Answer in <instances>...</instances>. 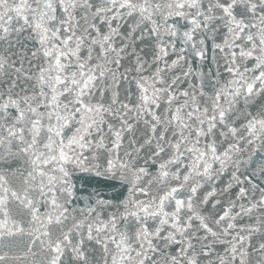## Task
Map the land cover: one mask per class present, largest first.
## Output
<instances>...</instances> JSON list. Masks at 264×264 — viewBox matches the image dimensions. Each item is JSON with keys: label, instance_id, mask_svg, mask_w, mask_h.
<instances>
[{"label": "snow or ice", "instance_id": "snow-or-ice-1", "mask_svg": "<svg viewBox=\"0 0 264 264\" xmlns=\"http://www.w3.org/2000/svg\"><path fill=\"white\" fill-rule=\"evenodd\" d=\"M0 264H264V0H0Z\"/></svg>", "mask_w": 264, "mask_h": 264}]
</instances>
